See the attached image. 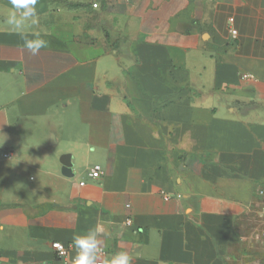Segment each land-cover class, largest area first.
Instances as JSON below:
<instances>
[{
	"label": "crops",
	"instance_id": "crops-1",
	"mask_svg": "<svg viewBox=\"0 0 264 264\" xmlns=\"http://www.w3.org/2000/svg\"><path fill=\"white\" fill-rule=\"evenodd\" d=\"M10 11L0 2V264H60L52 241L71 261L73 235L97 225L102 261L256 264L264 0H60L32 29L49 42L37 56Z\"/></svg>",
	"mask_w": 264,
	"mask_h": 264
},
{
	"label": "clouds",
	"instance_id": "clouds-1",
	"mask_svg": "<svg viewBox=\"0 0 264 264\" xmlns=\"http://www.w3.org/2000/svg\"><path fill=\"white\" fill-rule=\"evenodd\" d=\"M11 11L6 17L7 26L20 37L22 49L31 56H37L48 47L44 34L32 29L38 23L37 4L39 0H9ZM6 137L0 140L3 144ZM17 163V162H16ZM105 235L101 225L89 228L83 233L74 234L71 244L76 252L74 264H98L105 246ZM133 257L125 250L106 257L104 264H132Z\"/></svg>",
	"mask_w": 264,
	"mask_h": 264
},
{
	"label": "rangeland",
	"instance_id": "rangeland-1",
	"mask_svg": "<svg viewBox=\"0 0 264 264\" xmlns=\"http://www.w3.org/2000/svg\"><path fill=\"white\" fill-rule=\"evenodd\" d=\"M0 2L11 7L9 0H0ZM58 7H60V0H39L37 4L38 23H54ZM250 254L256 264H264V232L254 240Z\"/></svg>",
	"mask_w": 264,
	"mask_h": 264
},
{
	"label": "built area",
	"instance_id": "built-area-1",
	"mask_svg": "<svg viewBox=\"0 0 264 264\" xmlns=\"http://www.w3.org/2000/svg\"><path fill=\"white\" fill-rule=\"evenodd\" d=\"M93 6L95 7L96 4L94 3ZM232 21H233V19L229 18V22L232 23ZM236 32H237L236 29H234V28L230 29V33L232 35H235ZM242 77L243 78H245V77L252 78V76L249 74L243 75ZM4 155L9 156L10 153L6 152V153H4ZM87 174L89 177H91L93 179L98 178L101 175V167L99 165L95 164L89 168ZM84 183H85L84 181H81L80 185H83ZM259 193H260V195H263L264 190H260ZM126 224L127 225L131 224V220L129 218L126 220ZM51 248H52L53 252L55 253L56 257L59 259L60 264H74V259L71 261L66 259L68 248L64 243H62L60 241H52L51 242ZM98 264H104V261L100 260L98 262Z\"/></svg>",
	"mask_w": 264,
	"mask_h": 264
}]
</instances>
